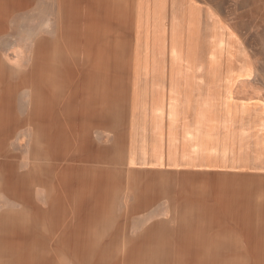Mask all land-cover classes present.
I'll list each match as a JSON object with an SVG mask.
<instances>
[{
  "label": "crops",
  "instance_id": "0c3cea01",
  "mask_svg": "<svg viewBox=\"0 0 264 264\" xmlns=\"http://www.w3.org/2000/svg\"><path fill=\"white\" fill-rule=\"evenodd\" d=\"M240 1L252 20L258 0ZM226 4L0 0V243L18 225L21 243L43 246L12 264L128 250L158 230L147 220L264 237V82L257 68L209 66L225 57ZM115 47L130 60L116 126L115 73L108 90L97 68ZM257 240L245 261H264Z\"/></svg>",
  "mask_w": 264,
  "mask_h": 264
},
{
  "label": "rangeland",
  "instance_id": "374dc122",
  "mask_svg": "<svg viewBox=\"0 0 264 264\" xmlns=\"http://www.w3.org/2000/svg\"><path fill=\"white\" fill-rule=\"evenodd\" d=\"M248 4L236 0V4H226V33L227 44L224 59L210 60L209 66L250 67L259 70L258 78L264 82V0H258L256 16L249 19ZM123 47L125 45H122ZM1 61V55H0ZM73 67H85L84 61L70 60ZM184 61H175L174 66H182ZM130 66V60L122 58V49L116 48L113 57L110 51L104 49L97 61L98 73H101V83L109 90V74L115 73L113 81L114 101L118 103L114 106L115 126L120 122L122 112L121 101V79L124 69ZM120 97L118 99L117 94ZM5 206L2 205V208ZM209 224L192 225L189 221L178 220H147L146 232L158 229L155 233H149L142 238L141 235H131L129 237L133 248L124 251H112L108 249H90L81 247L78 250H68L69 259L64 257L63 264H85L88 257L93 253L97 263L105 261L108 257L113 258L112 264H129L127 255L134 252L136 264H205V257L219 256V261L210 260L207 264H264L255 253L251 261L244 256L250 253L246 249L250 245L262 243L257 238L264 240V237H254L252 235L236 236L222 235L218 219L208 220ZM156 225L155 228H152ZM161 228V229H160ZM235 228V227H234ZM177 231L178 235L176 232ZM209 232V234H208ZM215 232V233H214ZM170 233V234H168ZM173 234V235H172ZM140 238V239H139ZM246 239L248 242H246ZM81 243H86L82 239ZM249 243V244H247ZM22 248H41L39 245L19 244ZM49 247V246H45ZM171 247L178 249H170ZM10 248L7 239L0 243V264H12L11 259L5 251ZM215 251H210V250ZM239 249V251H236ZM57 251V250H56ZM46 250L55 260V252ZM209 253V254H208ZM257 257V258H256ZM76 258V260H73ZM235 258V259H234ZM242 258V260H241ZM71 260V261H70ZM233 260V261H232ZM56 263V260H55Z\"/></svg>",
  "mask_w": 264,
  "mask_h": 264
},
{
  "label": "bare ground",
  "instance_id": "6f19581e",
  "mask_svg": "<svg viewBox=\"0 0 264 264\" xmlns=\"http://www.w3.org/2000/svg\"><path fill=\"white\" fill-rule=\"evenodd\" d=\"M7 228L9 229L8 233L11 236V240H9V242L12 244V246L5 251L7 256L11 260L12 259H20V258L30 259L29 258L30 249L22 248L21 246H19V244H23V243H21V241H23L27 238L25 230L18 225L11 226V227L8 225ZM210 251H215V250L212 249ZM33 252H34V259H36V260H42V259L46 258L44 250H42V249L41 250H33ZM21 254H23V257H21ZM26 255H27V257H26ZM219 256L220 255H218V254L216 256H213V257H209V255H208V257L206 256L205 257L206 258L205 264L210 262V260H214V259L219 261ZM134 257H135L134 252H130L127 255V262L129 264H136V262L134 261ZM104 260L105 261H102L99 264H112V261H110V260H113V258L111 259V257H108V259L105 258ZM85 264H98L96 259H95V255L93 253L88 257Z\"/></svg>",
  "mask_w": 264,
  "mask_h": 264
}]
</instances>
